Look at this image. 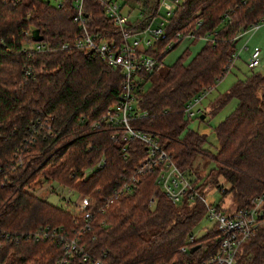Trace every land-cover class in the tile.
I'll return each instance as SVG.
<instances>
[{
  "label": "trees",
  "instance_id": "trees-1",
  "mask_svg": "<svg viewBox=\"0 0 264 264\" xmlns=\"http://www.w3.org/2000/svg\"><path fill=\"white\" fill-rule=\"evenodd\" d=\"M93 12L91 31L118 33L99 9ZM261 17L264 0H184L169 18L165 38L156 42L154 51L147 50L161 62L166 46L173 41L171 49L181 41L176 33L192 31L193 40L212 38L188 63L187 49L175 63L149 75V86L137 101L138 111L145 115L132 121L136 128L156 135L160 148L179 169L193 174L196 191L203 185L192 162L205 135L188 131L180 136L189 119L184 105L225 75L241 32ZM33 28L54 49L23 52L26 33ZM78 32L66 7L0 0V229L8 234L0 237V264H55L62 247L60 239L50 234L53 229L61 237L80 234L101 264H197L217 249L213 226L186 251L180 248L204 218L205 204L188 196L172 203L156 181L162 164L137 172L147 155L139 139L113 137L116 126H93L115 105L121 74L98 56L59 48ZM230 98L237 104L215 127L219 146L205 182L218 187L222 196L230 194L233 208L238 209L264 192V74L251 71L237 79L217 98V108ZM101 158L103 165L82 177ZM45 181L96 203L88 230L82 213L50 204L26 189ZM124 183L130 191L119 192ZM36 233L45 234L35 240ZM69 264L85 263L76 256ZM236 264H264V226L241 244Z\"/></svg>",
  "mask_w": 264,
  "mask_h": 264
},
{
  "label": "built area",
  "instance_id": "built-area-1",
  "mask_svg": "<svg viewBox=\"0 0 264 264\" xmlns=\"http://www.w3.org/2000/svg\"><path fill=\"white\" fill-rule=\"evenodd\" d=\"M20 2L22 0H10ZM45 2L55 8H68L71 18L78 26L79 32L71 41L63 42L59 48L62 50H80L93 56L100 57L108 66L118 69L121 74L120 90L117 95L115 105L109 108L98 121L93 123L94 127L102 125L116 126L121 139L128 141L131 138L139 139L147 150V155L139 162L137 172L144 169H152L157 163L162 167L157 175V184L170 199L172 203H180L185 196L190 201L195 198L201 200L206 206V218L211 222L218 233V246L216 251L201 260L197 264H236V254L241 244L247 240L259 227L264 226V192L253 195L246 207L231 210L217 209L215 205L207 204L202 193L194 190L192 178L187 175V171L179 169L159 146L154 133L136 128L132 121L138 117H143L144 112L138 111L137 101L143 89L144 82L149 75L158 69L159 57L149 54L147 50H155L156 42L165 38L166 26L169 18L176 6L184 0H155L152 8L150 4H144L141 0H36ZM168 2L172 7L164 6ZM125 6L129 10L123 12ZM94 8L99 9L104 17L113 22L117 28V34L111 32L100 35L98 32L90 30L94 25ZM164 13L160 14V10ZM260 22H264L261 17L258 22L251 24L247 30H255ZM32 31L26 33L22 51L27 53L46 52L54 47L44 40H34ZM40 33V32H39ZM41 34V33H40ZM43 36V35H42ZM177 40L184 37L194 38V32L185 34L176 33ZM206 37V36H205ZM174 44L171 41L167 46L170 49ZM245 49H247L245 47ZM247 66L254 68L259 65L260 48L252 47L248 50ZM238 57V51L232 54V60ZM25 74H30V68L25 69ZM210 87L204 88L199 95L188 100L183 108L187 118H191L200 112L196 106L202 98L210 91ZM104 159H99L94 165L82 172V177H86L93 170L100 168ZM20 157L16 165L20 166ZM43 183V182H42ZM51 193L59 195L52 181H45ZM60 185V184H59ZM40 187L42 185H39ZM62 186V185H60ZM64 187V186H63ZM68 192L72 190L68 187ZM130 191L127 183L119 189V192ZM65 199V198H64ZM66 201H69L67 199ZM96 203L88 198L81 197L79 203H74L72 209L82 213L83 219L87 222L85 229H89L88 221L91 219ZM100 209V208H99ZM42 232V230H40ZM45 233H36L35 240L40 239ZM50 234L60 239L62 254L55 264H69L70 260L78 256L85 264H101L100 259L94 258L90 250L81 242L80 234L72 237L60 236L55 229ZM7 237L0 229V237ZM197 237L192 233L188 236L187 244L181 246L182 252L186 251ZM161 264H176L161 263Z\"/></svg>",
  "mask_w": 264,
  "mask_h": 264
},
{
  "label": "rangeland",
  "instance_id": "rangeland-1",
  "mask_svg": "<svg viewBox=\"0 0 264 264\" xmlns=\"http://www.w3.org/2000/svg\"><path fill=\"white\" fill-rule=\"evenodd\" d=\"M155 0H149L150 7L152 8ZM164 6L172 7L168 2L164 3ZM129 10L128 6H125L123 12L126 13ZM164 13V10H160V14ZM260 19V18H259ZM212 36V35H211ZM194 38L184 37L175 47L169 49L164 53L159 64V69L164 70L168 65H171L177 61V59L183 55L188 49L184 62L188 63L207 40L212 39L210 36L200 37L197 40ZM258 46L260 48V62L259 65L249 69L247 66L248 50L249 47ZM236 48L238 51V57H236L230 65L225 75L216 83V85L210 89V91L202 98L201 102L196 106L195 110L199 108L200 112L195 116L188 119L186 127L181 132V137H184L188 131H195L199 134L205 135V142L202 144L201 151H198L192 162V171H196L200 180L202 179L201 193L207 204L219 205L222 209L233 208L232 198L230 194L222 196L218 187L205 182L209 179V169L215 167V162L212 159L213 154L216 152L219 141L216 137L215 127L222 120L229 115L237 104L236 98H230L225 104L217 108V98L224 94L237 79H243L246 74L251 71H257L264 74V22H260L259 26L253 30L245 31L237 39ZM250 50V49H249ZM165 51V50H164ZM149 82H144L143 91L147 89ZM203 114L204 117L199 116ZM193 178V174H188ZM224 187L228 186L223 180H219ZM40 186L32 187L26 186V189L33 192L40 198H43L50 204L65 207L68 210L72 209L74 203L81 201V196L75 191L68 192L67 188L60 186L56 182H52L51 185L56 188L59 195L51 193L48 184L43 182ZM65 198V199H64ZM69 199V201H66ZM211 227V222L208 221L206 216L195 226L193 234L196 237H200L206 229Z\"/></svg>",
  "mask_w": 264,
  "mask_h": 264
},
{
  "label": "water",
  "instance_id": "water-1",
  "mask_svg": "<svg viewBox=\"0 0 264 264\" xmlns=\"http://www.w3.org/2000/svg\"><path fill=\"white\" fill-rule=\"evenodd\" d=\"M31 34H32V38L34 40H41L42 37H43L42 34L39 33V29L38 28H33ZM203 117H204V115L201 114L200 118H203Z\"/></svg>",
  "mask_w": 264,
  "mask_h": 264
},
{
  "label": "crops",
  "instance_id": "crops-1",
  "mask_svg": "<svg viewBox=\"0 0 264 264\" xmlns=\"http://www.w3.org/2000/svg\"><path fill=\"white\" fill-rule=\"evenodd\" d=\"M241 36V35H240ZM251 49V47L247 48V50ZM261 54V53H260ZM260 62V61H259Z\"/></svg>",
  "mask_w": 264,
  "mask_h": 264
}]
</instances>
